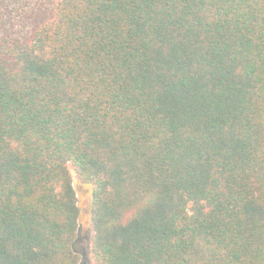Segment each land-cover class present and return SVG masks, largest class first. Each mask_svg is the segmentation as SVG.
Instances as JSON below:
<instances>
[{
	"label": "trees",
	"instance_id": "1",
	"mask_svg": "<svg viewBox=\"0 0 264 264\" xmlns=\"http://www.w3.org/2000/svg\"><path fill=\"white\" fill-rule=\"evenodd\" d=\"M0 264H264V0H55L0 37Z\"/></svg>",
	"mask_w": 264,
	"mask_h": 264
},
{
	"label": "rangeland",
	"instance_id": "2",
	"mask_svg": "<svg viewBox=\"0 0 264 264\" xmlns=\"http://www.w3.org/2000/svg\"><path fill=\"white\" fill-rule=\"evenodd\" d=\"M54 3L55 0H0V37L27 38L36 26L52 17ZM70 169L80 207L82 236L89 237L92 187L80 182L73 168ZM76 247L84 257L88 255L85 241L81 240Z\"/></svg>",
	"mask_w": 264,
	"mask_h": 264
}]
</instances>
